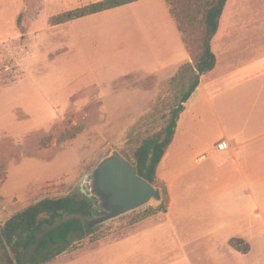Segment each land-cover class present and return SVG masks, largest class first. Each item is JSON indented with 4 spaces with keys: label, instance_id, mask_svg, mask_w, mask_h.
Listing matches in <instances>:
<instances>
[{
    "label": "rangeland",
    "instance_id": "1",
    "mask_svg": "<svg viewBox=\"0 0 264 264\" xmlns=\"http://www.w3.org/2000/svg\"><path fill=\"white\" fill-rule=\"evenodd\" d=\"M94 1L98 0H0V224L43 197L89 194L97 165L112 150L135 164V149L144 137L164 125L186 87L185 78L163 80L157 75H141L137 69L125 91L108 89L101 103L84 100L85 95L97 91L96 72L108 69L109 64L121 67L118 63L126 62L133 67L131 61H140L154 66L157 61L145 50L137 22L124 18L119 25L118 16L127 13L119 7L57 25L49 22L53 15ZM163 1L169 3L167 9L172 7L183 18L189 10L195 15L186 31L193 42L199 33L197 7L187 6L189 0ZM235 21L246 24V38L258 37L254 33L262 32L264 0H227L214 41L217 57H224V24ZM124 22H129L128 27ZM244 55H253L252 49ZM179 72L186 74L177 69L176 74ZM157 86L162 87L160 93ZM141 87L156 91L152 104L144 99ZM193 118L189 111L181 120L175 148L161 161L153 183L161 199L164 181L174 178L170 191L175 210L180 202L190 203L205 192L189 169L193 154L207 146L196 139L200 136L190 122ZM75 127L81 130L68 138ZM160 202L95 225L84 224L85 230L73 235L71 241L76 244L82 238L87 248L94 241L106 245L105 236L111 229L123 228L150 212H161L156 209ZM90 231L99 238L90 241ZM76 257L78 252H72L43 264L74 261Z\"/></svg>",
    "mask_w": 264,
    "mask_h": 264
},
{
    "label": "crops",
    "instance_id": "2",
    "mask_svg": "<svg viewBox=\"0 0 264 264\" xmlns=\"http://www.w3.org/2000/svg\"><path fill=\"white\" fill-rule=\"evenodd\" d=\"M118 7L127 12L118 16L119 25L124 18L137 22L145 50L157 60L156 64L131 61L133 67L126 62L118 63L119 67L108 63V69L95 74L97 91L85 95L84 100L101 103L108 89L125 91L137 69L141 75H157L165 80L175 76L183 63H193L163 0H137ZM123 24L128 27L129 22ZM224 25V57L216 55V32L211 41L216 64L201 75L198 86L183 103L173 139L161 159L175 148L179 124L192 112L195 118L190 122L196 131L199 129L200 137L196 139L207 142V146L193 154L189 169L205 189L204 194L190 203L180 202L175 210L170 191L174 178L166 182L161 179L169 193L166 212L151 213L123 228L111 229L105 236L108 244L94 241L88 248L83 244L72 250L78 252L76 261L71 258L57 264H264V22L262 32L254 33L258 37L248 38L244 22ZM250 48L253 55H244ZM99 59H103L102 54ZM156 88L160 93L162 87ZM140 89L152 104V93L156 91L150 87ZM217 141L227 146L217 150ZM231 238L242 239L248 250L243 252L230 245Z\"/></svg>",
    "mask_w": 264,
    "mask_h": 264
},
{
    "label": "trees",
    "instance_id": "3",
    "mask_svg": "<svg viewBox=\"0 0 264 264\" xmlns=\"http://www.w3.org/2000/svg\"><path fill=\"white\" fill-rule=\"evenodd\" d=\"M134 1L137 0H98L53 15L49 22L51 25H57ZM226 2L227 0L185 1L189 7L196 6V11L200 14L199 33L193 42L187 37L186 31L189 25L196 20L195 15L189 10L183 18L178 11H173L172 7H168L193 63L185 62L180 65L178 69L185 71L186 74L182 75L179 72L174 76L176 79L185 78L186 87L182 88L178 104L170 110L164 125L144 137L135 149L134 158L138 174L152 184L156 181L159 162L173 139L178 117L184 109L183 103L198 86L201 75L211 71L216 64L211 41L217 32ZM80 130L81 127L73 128L68 132L67 137L73 138ZM91 192L93 198L87 193L43 197L12 214L0 224V264H43L68 249L81 246L82 238L74 244L71 241L72 236L85 230L83 219L95 210V197L102 195L98 192L97 186L93 187ZM168 204L169 193L166 185L163 184L161 202L156 209L166 212ZM151 213L154 212L143 217ZM88 233L90 241L99 238L91 231ZM229 243L240 251L248 250V244L240 238H231ZM33 246L32 252L30 249Z\"/></svg>",
    "mask_w": 264,
    "mask_h": 264
},
{
    "label": "water",
    "instance_id": "4",
    "mask_svg": "<svg viewBox=\"0 0 264 264\" xmlns=\"http://www.w3.org/2000/svg\"><path fill=\"white\" fill-rule=\"evenodd\" d=\"M94 179L98 190L106 194L108 205L117 207L110 211L111 216L161 201L158 188L142 178L137 166L116 150L99 162Z\"/></svg>",
    "mask_w": 264,
    "mask_h": 264
},
{
    "label": "flooded vegetation",
    "instance_id": "5",
    "mask_svg": "<svg viewBox=\"0 0 264 264\" xmlns=\"http://www.w3.org/2000/svg\"><path fill=\"white\" fill-rule=\"evenodd\" d=\"M92 189L93 187L96 186L95 183V179L93 178V182H92ZM91 189V191H92ZM89 192V195H92V192ZM98 192H100L102 195L98 196V198L95 197L94 199V203H95V210L89 215L86 216L83 219V223L84 224H91V225H95L97 223L103 222L111 217H114L116 215L119 214H115V215H110V211L116 210L117 207L116 206H109L107 201H106V194L102 193L101 191L98 190Z\"/></svg>",
    "mask_w": 264,
    "mask_h": 264
},
{
    "label": "built area",
    "instance_id": "6",
    "mask_svg": "<svg viewBox=\"0 0 264 264\" xmlns=\"http://www.w3.org/2000/svg\"><path fill=\"white\" fill-rule=\"evenodd\" d=\"M226 146L227 145H226V143L224 141H220V143L216 145V149L220 150V149L225 148Z\"/></svg>",
    "mask_w": 264,
    "mask_h": 264
}]
</instances>
